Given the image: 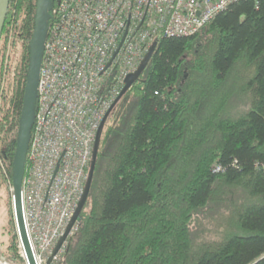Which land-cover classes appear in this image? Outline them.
<instances>
[{
  "label": "trees",
  "instance_id": "obj_1",
  "mask_svg": "<svg viewBox=\"0 0 264 264\" xmlns=\"http://www.w3.org/2000/svg\"><path fill=\"white\" fill-rule=\"evenodd\" d=\"M36 9L10 0L0 42V154L11 179ZM156 43L121 98L132 93L135 106L102 130L62 264H264V0L234 2L201 32ZM1 188L0 170L3 207ZM11 202L0 255L18 262Z\"/></svg>",
  "mask_w": 264,
  "mask_h": 264
},
{
  "label": "built area",
  "instance_id": "obj_2",
  "mask_svg": "<svg viewBox=\"0 0 264 264\" xmlns=\"http://www.w3.org/2000/svg\"><path fill=\"white\" fill-rule=\"evenodd\" d=\"M237 1L55 0L21 193L34 264H62L79 230L97 133L128 76L158 39L197 34ZM0 170L12 192L1 154ZM17 249L30 264L20 236ZM0 264L20 263L0 256Z\"/></svg>",
  "mask_w": 264,
  "mask_h": 264
},
{
  "label": "water",
  "instance_id": "obj_3",
  "mask_svg": "<svg viewBox=\"0 0 264 264\" xmlns=\"http://www.w3.org/2000/svg\"><path fill=\"white\" fill-rule=\"evenodd\" d=\"M9 3L10 0H0V41L2 38V32L6 21L7 13L9 10ZM52 6H53V0H37L34 31L30 41V59H29V66H28L27 78L25 84L23 106L20 116V123H19L17 140H16V149L13 159V208H14L15 220L17 224V230L25 245L26 251L30 259V264H34V260L32 258V253L30 250V245L27 238L24 219H23L21 193H22V183L25 173L27 152L29 148L31 131L35 117L37 86H38L40 67H41L43 51H44V42L47 36L49 20L51 19ZM156 45L157 43H154L152 45L151 49L149 50L144 60L142 61V64L148 62V60L151 58L152 54L156 49ZM133 76L134 74L128 76L126 86L123 89L121 95L115 101L114 106L133 84ZM112 109L106 114L98 130L96 142L94 145L89 178L87 181L85 193L80 202L76 216L80 214V211L86 201V195L90 190L95 167H96V161H97L98 141L102 133V130L105 126V123L107 121V118L109 117Z\"/></svg>",
  "mask_w": 264,
  "mask_h": 264
},
{
  "label": "rangeland",
  "instance_id": "obj_4",
  "mask_svg": "<svg viewBox=\"0 0 264 264\" xmlns=\"http://www.w3.org/2000/svg\"><path fill=\"white\" fill-rule=\"evenodd\" d=\"M136 100L137 98L134 97L132 93H129L128 96H126L125 98H123V100H121V103L117 106V108L114 111L115 113L110 116L109 120L114 119L115 117L117 119V123H119L121 120L124 119L123 117H125L131 111V109H133ZM3 191H4L3 194L5 196V199H7L6 201L8 202V200L12 197V192L10 190V187L8 186L7 190L3 189ZM1 203L2 202H0V253H3L2 251L5 250L6 246L9 244V239L11 238V233H10L11 216L9 214V205L8 204L6 205L4 203L2 207ZM14 223H15V219H14ZM15 229L17 231L16 226ZM17 255L19 257L18 249H17ZM20 260L21 259L19 257L18 262L22 264Z\"/></svg>",
  "mask_w": 264,
  "mask_h": 264
}]
</instances>
